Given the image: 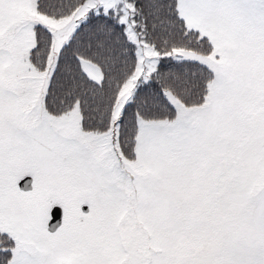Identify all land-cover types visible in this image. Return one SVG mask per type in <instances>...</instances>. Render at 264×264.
Here are the masks:
<instances>
[{
    "label": "snow or ice",
    "instance_id": "6c2138e0",
    "mask_svg": "<svg viewBox=\"0 0 264 264\" xmlns=\"http://www.w3.org/2000/svg\"><path fill=\"white\" fill-rule=\"evenodd\" d=\"M0 264H264V0H0Z\"/></svg>",
    "mask_w": 264,
    "mask_h": 264
}]
</instances>
